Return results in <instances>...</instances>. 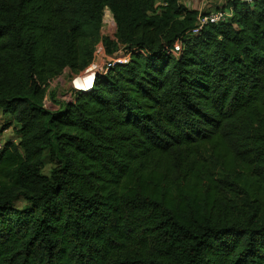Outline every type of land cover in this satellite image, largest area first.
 Masks as SVG:
<instances>
[{"label": "trees", "instance_id": "trees-1", "mask_svg": "<svg viewBox=\"0 0 264 264\" xmlns=\"http://www.w3.org/2000/svg\"><path fill=\"white\" fill-rule=\"evenodd\" d=\"M225 2L0 0V264H264V0ZM99 41L126 63L47 108Z\"/></svg>", "mask_w": 264, "mask_h": 264}, {"label": "rangeland", "instance_id": "rangeland-1", "mask_svg": "<svg viewBox=\"0 0 264 264\" xmlns=\"http://www.w3.org/2000/svg\"><path fill=\"white\" fill-rule=\"evenodd\" d=\"M212 1L213 0H184L185 4L188 3V6H190L189 4H191L197 7V10L199 9L198 10L199 13H204L214 10L215 9L214 6L217 4H215ZM220 1L226 3L225 0H220ZM115 30H116V26H115L113 14L111 10L106 6L104 7L102 13V26L100 29V33L101 35H107L110 38H113ZM94 52H96L97 59L94 58V63L91 64L90 66H87L85 69L81 71L83 72V74L81 75V77L84 76L83 79L85 78L92 79L93 77L92 75H95L97 73L96 71L100 69V66H102L106 60L113 57L106 54L105 47L101 41L97 43ZM121 52L122 51L119 50L117 51V54L120 55ZM78 75H74L68 68H66L59 76L51 80L45 93V98H44L45 106L50 110H55L59 107V103L63 101H70L71 98L73 97V94L75 93V89L73 88L72 83L73 85H75V78ZM85 85L86 83H84L83 86L77 88L86 90L84 89ZM2 116L3 115L0 112V143L4 144L5 142L8 141L11 142V140L13 139L16 140V136L14 135V130L12 129H9L7 132L1 131L3 129L2 127H5L4 126L5 122H2L4 116L3 117ZM12 122L15 124L14 121ZM15 140L14 142H16Z\"/></svg>", "mask_w": 264, "mask_h": 264}, {"label": "built area", "instance_id": "built-area-1", "mask_svg": "<svg viewBox=\"0 0 264 264\" xmlns=\"http://www.w3.org/2000/svg\"><path fill=\"white\" fill-rule=\"evenodd\" d=\"M225 1H229V0H225ZM241 1L251 3L253 0H241ZM228 15H229V12L223 8L217 9V10H211L208 13H203V14L199 13L197 15L195 25L191 29V33H198L204 25H206L208 23H217L218 21L225 19ZM181 47H182L181 46V40L177 39L173 43V46L168 49V52H171L174 55H178L181 51ZM96 56H97L96 52H94L93 59L96 58ZM127 59H128L127 56H122V55L113 56V57L109 58L108 60H106L104 62V64L102 65L103 67L100 66V69L96 72L104 74V73H106V71L108 70L109 67H111L115 64H124V63H126ZM72 86L75 90H82L80 88H76L73 85V83H72ZM2 146H3V144L0 143V151H1Z\"/></svg>", "mask_w": 264, "mask_h": 264}, {"label": "crops", "instance_id": "crops-1", "mask_svg": "<svg viewBox=\"0 0 264 264\" xmlns=\"http://www.w3.org/2000/svg\"><path fill=\"white\" fill-rule=\"evenodd\" d=\"M212 2H214L215 4H217V5H215L214 7L216 8H223L224 7V2H222V1H220V0H213ZM179 3H181V4H183L184 6H186V7H188V8H192V9H197V7H195V6H193V5H191V4H189L190 6H188V3H186L185 4V2H184V0H179ZM199 10V9H198ZM97 59V58H96ZM94 63V59L92 60V62L90 63V65L91 64H93ZM89 65V66H90ZM79 74V75H78ZM83 74V72H79V73H77V74H74V75H78L76 78H75V87L77 88V87H80V86H83V84L84 83H86V85H85V87L84 88H89L90 86H91V83H92V80H93V77H94V75H92L93 77H92V79L90 78V79H83V77H81V75ZM86 76V75H85ZM82 78V79H81ZM3 117V116H2ZM2 122H5V124H4V126L5 127H2L3 129L1 130L2 132H7L9 129H14V127L16 126V122H15V124L11 121L8 125H7V123L9 122V119H8V117H3V119H2ZM13 123V124H12ZM11 126V127H10ZM14 135H15V133H14ZM14 140L15 139H13V140H11V141H13L14 142ZM16 142L18 141L17 140V138H16V140H15Z\"/></svg>", "mask_w": 264, "mask_h": 264}]
</instances>
